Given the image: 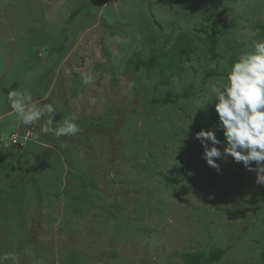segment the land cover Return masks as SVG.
Wrapping results in <instances>:
<instances>
[{"label": "rangeland", "instance_id": "1", "mask_svg": "<svg viewBox=\"0 0 264 264\" xmlns=\"http://www.w3.org/2000/svg\"><path fill=\"white\" fill-rule=\"evenodd\" d=\"M211 14L223 15L215 60ZM256 24L264 0H0V254L184 264L185 252L227 247L216 264H261L264 184L231 156L208 166L195 138L213 128L210 90L226 78L211 73L264 39ZM186 36L193 52L179 62ZM14 83L54 105L53 127L75 116L80 133L57 138L40 130L47 117L7 115L1 88Z\"/></svg>", "mask_w": 264, "mask_h": 264}, {"label": "clouds", "instance_id": "2", "mask_svg": "<svg viewBox=\"0 0 264 264\" xmlns=\"http://www.w3.org/2000/svg\"><path fill=\"white\" fill-rule=\"evenodd\" d=\"M81 81L95 87V75L91 72H82ZM210 91L216 101L219 124L218 128H202L195 134L204 150L202 159L219 172L217 160L223 161L231 156L249 171H256V182L264 184V39L255 41L250 51L242 52L231 64L226 78L213 85ZM6 100L11 109L7 115L14 113L20 124L33 125L47 117L40 126L45 135L60 138L75 136L81 131L75 116L65 117L60 126L53 127L54 105L34 100L32 92L27 89L12 90ZM210 101L212 97L206 96L205 107ZM90 102L94 103L95 98H90ZM217 130H222L223 141L218 139ZM221 145L223 151L218 147ZM6 261L19 264L18 256L13 252L0 254V264Z\"/></svg>", "mask_w": 264, "mask_h": 264}, {"label": "trees", "instance_id": "3", "mask_svg": "<svg viewBox=\"0 0 264 264\" xmlns=\"http://www.w3.org/2000/svg\"><path fill=\"white\" fill-rule=\"evenodd\" d=\"M96 1V0H94ZM238 1V0H235ZM74 17V16H73ZM207 23L209 24V31L206 32V45H207V50L209 53V58L212 60H215L217 58V50H218V45H219V40L220 38L224 35V30H223V15L222 14H211L207 16L206 18ZM255 29L259 30L261 34L264 35V25L262 24H256ZM185 45L177 52L176 54V59L181 62L184 59H189L190 55L193 52V43L190 38L187 36L185 37ZM168 43L170 40L167 41ZM167 52H161L159 53L161 56L166 55ZM140 58V55H138ZM237 58H232L229 66V70L231 67V64L236 60ZM143 65L142 60L138 61L136 63V69L139 70ZM228 70V71H229ZM216 73L212 72V75H217V76H223L226 77L227 73ZM18 87L17 83L12 84L10 87L7 88H1V92L3 94H8L12 90H15ZM171 101L170 95L163 99L160 103H169ZM215 103L214 102L212 108H211V119H210V124L213 128H218L219 120H218V114L215 111ZM221 140H224L223 132L222 130H217ZM240 166L248 170L242 162H240ZM253 168H255V162H253ZM31 183L34 185V181L32 180ZM229 248H214V249H207V250H197V251H192V252H185L182 255L183 258V263L184 264H216L221 262L229 253ZM260 261L261 264H264V250L261 252L260 255Z\"/></svg>", "mask_w": 264, "mask_h": 264}]
</instances>
